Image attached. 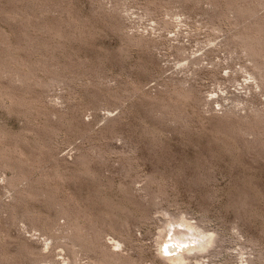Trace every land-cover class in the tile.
Segmentation results:
<instances>
[{
    "label": "rangeland",
    "instance_id": "rangeland-1",
    "mask_svg": "<svg viewBox=\"0 0 264 264\" xmlns=\"http://www.w3.org/2000/svg\"><path fill=\"white\" fill-rule=\"evenodd\" d=\"M197 1L0 0V264H169L171 220L225 237L186 264H264V85L226 41L262 0Z\"/></svg>",
    "mask_w": 264,
    "mask_h": 264
},
{
    "label": "bare ground",
    "instance_id": "bare-ground-1",
    "mask_svg": "<svg viewBox=\"0 0 264 264\" xmlns=\"http://www.w3.org/2000/svg\"><path fill=\"white\" fill-rule=\"evenodd\" d=\"M197 2H198V4L199 3L207 4L210 9H213V11H215V9L217 7H220V8L222 7V4H220V0H198ZM262 6L264 7V0L259 1V3H257V5L255 7H252L250 10L243 11L240 9L241 11L240 10L234 11L235 20H236L235 23H244V24H246V25L248 24L250 26H245L246 31L244 30L245 31L244 33H242L241 31H238L237 29L236 30L238 32L233 34V35L232 34L228 35V33L226 32L227 33V38H226L227 43L228 44L233 43L234 46L236 47L235 48L236 50L241 49V51H243L247 55H249L253 59V61L255 62L256 65H254V69H255L254 70V74H255L254 76H255V79L257 80L256 83L259 87L261 85H264V62H263L264 47H262V45L264 46V43H263L264 39L261 36V34L264 32V17L262 15L258 14V10L260 7L263 8ZM238 8H239V6H238ZM218 9L219 8H217L216 10H218ZM225 12L222 11L221 14L219 13V16H220L219 21L221 23H223L225 18H227V19L229 18V14H227ZM240 12H242V14H244V15H242L243 17H241ZM163 19H162V21H163ZM162 21H161V23H162ZM165 21H164V27L168 24V22H169V24L171 23L169 20L167 21V19H165ZM213 21H214V19H213ZM215 22L213 23V26H212L213 29L212 30H214L217 33H219V32L222 33V31L224 32L225 27L223 28L220 23H218L216 25ZM217 33H214V35H216ZM261 59H262V61H261ZM11 184H13V183H11ZM14 186H16V185L14 184ZM170 223L171 224H174V223L181 224V226L185 225V229L177 230L178 228L176 227L177 229H175L173 231V236L171 239H173L175 241V244L172 245V248H173V254L172 255H169L168 250L166 249V245L164 243H160V245H159V247H162V249H161L162 255L160 254L161 257L169 264H171V263L172 264H174V263L186 264L190 260H192V258H194V257L198 258L197 256L200 254H205V253L210 254L213 250L216 253H220L221 251L220 250L216 251V248H218V246H220V245L222 246L223 244H225L224 243L225 237H224V235H223V237L220 235L221 232L220 233H219V231L216 232V230L214 232H210L205 227V225H203V223H198V222L193 223V222H190L188 220H183V222H179L178 220H175V221L171 220ZM74 230H75V228H74ZM170 231H172V230L170 229L167 232H170ZM73 235H75V234H73ZM76 236H78V233ZM80 236L78 237V238H80L79 240H78V238L76 239V237H75V241L76 240H78V242L80 240L82 241ZM72 237L73 236H71V239H72ZM167 237H169V236H167ZM199 239H202L203 241L198 243ZM247 239H249V238H247ZM102 240H98L95 242V241H92V239H91L92 243L90 242L91 245H89L87 248H86V246L88 244H86V241L83 240L85 243L82 242V244H84V245L86 244V246H85L86 252H90V253L93 252V254H95V256H89L88 264H127V261L129 262L128 259L131 256L127 257V255H124L123 253H121L120 250L113 248V246H115V247L118 246V244H119L118 242L120 240L114 239L115 243H113V244L104 243V242H102ZM241 240H243V239H241ZM81 241H80V243H81ZM250 241L252 243L254 242L253 240H250ZM73 242H74V239H73ZM76 242H74L72 244L73 246L70 245L72 247V249L69 247L71 252H72V255H73V260H71L72 262H67L66 264H80L77 262V259H76L78 250L74 249V246L77 245ZM221 242L223 244H221ZM88 243H89V241H88ZM226 243H227V239H226ZM252 243H250V244H252ZM253 244H255V243H253ZM84 245H81V247H83ZM254 246H256V245H254ZM70 250H69V252H70ZM259 250L262 251V249H259ZM222 251H223V249H222ZM241 261H242V259H241ZM246 262H247V264H250V260H246Z\"/></svg>",
    "mask_w": 264,
    "mask_h": 264
}]
</instances>
